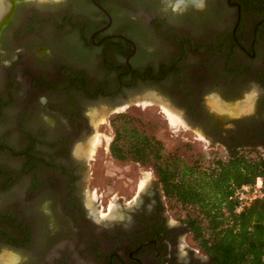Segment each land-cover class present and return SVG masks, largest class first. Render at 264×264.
I'll return each mask as SVG.
<instances>
[{"label": "flooded vegetation", "instance_id": "flooded-vegetation-1", "mask_svg": "<svg viewBox=\"0 0 264 264\" xmlns=\"http://www.w3.org/2000/svg\"><path fill=\"white\" fill-rule=\"evenodd\" d=\"M5 1L0 254L17 258L0 264H212L159 188L137 191L124 214L88 201L91 111L117 112L145 86L228 155L264 154V0H97L111 15L103 31L109 19L92 0ZM252 88L251 109L234 119L209 104Z\"/></svg>", "mask_w": 264, "mask_h": 264}, {"label": "trees", "instance_id": "trees-1", "mask_svg": "<svg viewBox=\"0 0 264 264\" xmlns=\"http://www.w3.org/2000/svg\"><path fill=\"white\" fill-rule=\"evenodd\" d=\"M111 123V155L154 169L165 196L187 209L182 221L212 264H264V199L237 212L231 197L236 187L264 177V154L232 149L208 166L197 159L189 163L177 151H167L138 118L123 112Z\"/></svg>", "mask_w": 264, "mask_h": 264}, {"label": "rangeland", "instance_id": "rangeland-1", "mask_svg": "<svg viewBox=\"0 0 264 264\" xmlns=\"http://www.w3.org/2000/svg\"><path fill=\"white\" fill-rule=\"evenodd\" d=\"M169 3V1H164L160 5L164 12L169 10ZM7 7L8 8L6 14L0 19V25L3 22L5 16L10 12L11 4H8ZM72 50L77 53L79 52V49L76 46H72ZM41 51L48 54V48H43ZM84 55L85 54L80 55L82 60H84L85 58ZM148 90H150V88L141 86L130 91V96L145 94ZM256 92V88L243 91L237 97L236 103H229L224 105L226 108L224 106L220 108L224 107V111L228 106L232 108L240 104L242 105V103L243 105H245L247 102L250 103V100V105H253L252 97L255 98ZM216 99H219V97L212 96V98L208 99L209 104L212 105V102ZM165 102L168 103L167 101ZM131 103L134 104H132L126 110L117 111L115 109V111L117 112L114 113H110L106 110L108 112L106 121L101 124V127L100 124H98L95 127L94 132V134L96 132H99L102 137V142L95 148V152L97 151L96 155H94L95 152L88 154L89 156H94L96 159L91 161L92 167L89 169V171L91 170L93 171V173L88 172L87 181H89L90 184L86 187V193L88 195L87 199L90 203H92V205L97 198L103 199L102 204H107L108 206V209L105 210V212L108 211V214L110 215L127 213L129 210V206L126 202L132 197V195H136L137 191L138 195L142 194L147 189L156 187L159 188L162 195H164L161 183L159 182L158 177L151 166H144L132 160L120 161L115 159L111 155L110 143L115 135L114 127L111 123V118L118 113L124 112L138 118L144 124L146 132H148L149 134H154L156 137L162 140L167 151H177L189 163H192L197 159L202 163V165L208 166L216 158L228 157V153L222 145L212 142L207 137L206 139L202 132H200L198 129H193V127L191 125H188V123L184 120L181 111H178L174 107L171 106L173 109L181 113V116L185 122V124H182L180 128H175L169 123L159 103L149 105L136 104L135 102ZM121 106L123 105H120V107ZM116 108H118V106ZM246 108L249 109V107ZM96 110L97 109L92 110L91 113L100 112L99 110ZM102 111H105V109ZM239 111L240 113L247 112L242 108ZM138 125H141V123H138ZM107 139H109V141H107ZM242 149L251 151L254 154L261 153V150L258 148ZM89 176H93V178L90 179ZM142 180H146L147 182L145 183L146 185L140 188ZM90 187H92L93 189V193L91 194V196ZM164 201L167 204L166 209L169 210L168 215L170 217L172 215L173 217L180 220L185 217L187 209L181 207V205L177 203L175 199L166 197ZM111 205H113L112 210H110ZM102 211V207H100V212ZM190 242L193 246L199 245L198 240H190Z\"/></svg>", "mask_w": 264, "mask_h": 264}, {"label": "bare ground", "instance_id": "bare-ground-1", "mask_svg": "<svg viewBox=\"0 0 264 264\" xmlns=\"http://www.w3.org/2000/svg\"><path fill=\"white\" fill-rule=\"evenodd\" d=\"M188 1H191V2H193V3H195V4H197V5H200L201 3H202V0H188ZM7 1H5V0H0V19L6 14V12H7V3H6ZM184 2H185V0H178L177 2H176V6H179V5H181V4H184ZM146 96L144 97V99H143V101L142 100H138L137 102H135L136 104H145V105H149V104H155V103H159L160 105H161V108H162V111H163V113L165 114V116H166V119L169 121V123L173 126V127H175V128H180L181 126H182V124H185V122H184V120H183V118H182V116H181V113L180 112H178L177 110H175V109H173L172 107H171V105H169L168 103H166L165 101H164V99L161 97V96H158L157 94H155V93H146L145 94ZM131 102H133V101H131ZM131 102H129V103H126V105L125 104H123V106H121V107H118L116 110L118 111V110H126V109H128L132 104H134V103H131ZM253 102V101H252ZM229 103H236V101H226V104H229ZM250 103H251V100H250ZM250 103H246L245 105H243V103H242V105L240 104V105H238V106H234V107H227V109L226 110H224L223 111V108L225 107L224 106V104L219 100V99H217V100H215V101H213L212 102V105L214 106H212V105H210L211 106V108L219 115V116H221L222 118H227V117H229V116H232V115H237V114H240V109L242 108V109H245V111H248V110H250L251 109V106L252 105H250ZM225 104V105H226ZM222 106H224L223 108H220V107H222ZM240 106H241V108H240ZM246 107H249V109L248 108H246ZM226 108V107H225ZM240 108V109H239ZM222 111V112H221ZM241 113H243V112H241ZM96 115V119H95V127L98 125V124H102V123H104L105 121H106V117H107V115H108V112L105 110V111H101V112H94V114H93V116H95ZM107 141H109V139H107ZM106 141V142H107ZM102 142V137H101V135L99 134V132H96L94 135H92V138H91V140H90V146H89V153L88 154H90V153H94L95 152V148L100 144ZM108 145V144H107ZM108 148V147H107ZM147 180V179H146ZM146 180H142L141 181V184H140V188H142L144 185H146L145 183L147 182ZM112 206L113 205H111L110 206V210H112ZM1 258H3V259H5V260H8V261H10V262H12V261H14L16 258H17V255H15L14 253H12V252H3V253H1V256H0Z\"/></svg>", "mask_w": 264, "mask_h": 264}, {"label": "built area", "instance_id": "built-area-1", "mask_svg": "<svg viewBox=\"0 0 264 264\" xmlns=\"http://www.w3.org/2000/svg\"><path fill=\"white\" fill-rule=\"evenodd\" d=\"M231 197L236 203L237 212L243 211L257 200L264 199V177L257 176L253 182L236 187Z\"/></svg>", "mask_w": 264, "mask_h": 264}, {"label": "water", "instance_id": "water-1", "mask_svg": "<svg viewBox=\"0 0 264 264\" xmlns=\"http://www.w3.org/2000/svg\"><path fill=\"white\" fill-rule=\"evenodd\" d=\"M92 2H93V4L99 9V10H101L104 14H106L107 15V17H108V19H109V21H108V23L105 25V26H103L101 29H99V31H103V30H105L109 25H110V23H111V15H110V13L107 11V9L102 5V4H100L97 0H92ZM7 19V18H6ZM4 22H5V20H4ZM3 25V24H2ZM1 25H0V29H1ZM120 37H122V38H125L124 36H120ZM146 93H148V92H146ZM145 93V94H146ZM149 93H151V92H149ZM145 94H143V95H135V96H132V97H129L128 99H127V103H129V102H131V101H133V102H137L138 100H143L144 99V97L146 96ZM163 98V97H162ZM178 110V109H177ZM213 110V109H212ZM213 112H215L214 110H213ZM216 113V112H215ZM217 114V113H216ZM218 115V114H217ZM241 114H237V115H232V116H229V117H227V118H223V119H225V120H231V119H234V118H236V117H239Z\"/></svg>", "mask_w": 264, "mask_h": 264}]
</instances>
